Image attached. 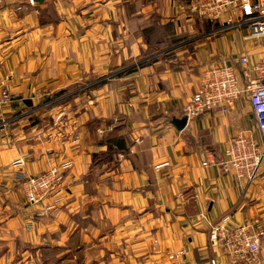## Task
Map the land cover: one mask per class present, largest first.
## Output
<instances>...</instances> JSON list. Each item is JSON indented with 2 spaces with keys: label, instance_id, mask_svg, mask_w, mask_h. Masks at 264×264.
I'll return each mask as SVG.
<instances>
[{
  "label": "crops",
  "instance_id": "obj_1",
  "mask_svg": "<svg viewBox=\"0 0 264 264\" xmlns=\"http://www.w3.org/2000/svg\"><path fill=\"white\" fill-rule=\"evenodd\" d=\"M192 4L0 0V264H229L210 225L264 228V162L253 181L202 165L260 144L248 100L172 125L207 65L249 67L264 40ZM66 163L62 203H25L16 177Z\"/></svg>",
  "mask_w": 264,
  "mask_h": 264
},
{
  "label": "built area",
  "instance_id": "obj_2",
  "mask_svg": "<svg viewBox=\"0 0 264 264\" xmlns=\"http://www.w3.org/2000/svg\"><path fill=\"white\" fill-rule=\"evenodd\" d=\"M190 10L207 22L224 17L227 25H246L248 39L264 40V0H193ZM248 63L247 57H240L237 68L222 62L207 65L200 73L199 86L185 105L183 115L190 120L215 110L225 114L241 98L247 99L256 118L260 144L239 135L226 148L223 161H204L202 165H217L223 173L234 171L238 179L253 181L264 162V49L256 63L247 67ZM10 100L7 87L0 82V109ZM119 159H123V155H119ZM68 167L66 163L37 175L16 177L15 185L22 192L25 203L41 205L47 202V209L62 203L66 195L64 173ZM263 239L264 228L257 219L233 225L228 217H223L210 225L208 233L210 246L222 247L229 264H263ZM183 254L184 251H178L169 258L176 259Z\"/></svg>",
  "mask_w": 264,
  "mask_h": 264
},
{
  "label": "water",
  "instance_id": "obj_3",
  "mask_svg": "<svg viewBox=\"0 0 264 264\" xmlns=\"http://www.w3.org/2000/svg\"><path fill=\"white\" fill-rule=\"evenodd\" d=\"M45 1L47 0H31V2L33 4H36V5H40V4H43ZM27 103V102H25ZM27 104L30 105V103L28 102ZM186 118L185 117H182L180 119H173L172 121V125L177 129V130H181L184 128L185 124H186Z\"/></svg>",
  "mask_w": 264,
  "mask_h": 264
},
{
  "label": "rangeland",
  "instance_id": "obj_4",
  "mask_svg": "<svg viewBox=\"0 0 264 264\" xmlns=\"http://www.w3.org/2000/svg\"><path fill=\"white\" fill-rule=\"evenodd\" d=\"M205 22H206V21L204 20V23H205ZM163 56L166 57V58L168 57V55L165 56V54H164ZM76 263L81 264L80 261H76Z\"/></svg>",
  "mask_w": 264,
  "mask_h": 264
},
{
  "label": "trees",
  "instance_id": "obj_5",
  "mask_svg": "<svg viewBox=\"0 0 264 264\" xmlns=\"http://www.w3.org/2000/svg\"><path fill=\"white\" fill-rule=\"evenodd\" d=\"M127 71H131V69L127 70Z\"/></svg>",
  "mask_w": 264,
  "mask_h": 264
}]
</instances>
